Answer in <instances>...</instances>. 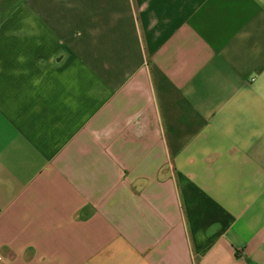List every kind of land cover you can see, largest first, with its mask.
Returning <instances> with one entry per match:
<instances>
[{
	"label": "crops",
	"instance_id": "crops-1",
	"mask_svg": "<svg viewBox=\"0 0 264 264\" xmlns=\"http://www.w3.org/2000/svg\"><path fill=\"white\" fill-rule=\"evenodd\" d=\"M0 264H264V0H0Z\"/></svg>",
	"mask_w": 264,
	"mask_h": 264
}]
</instances>
